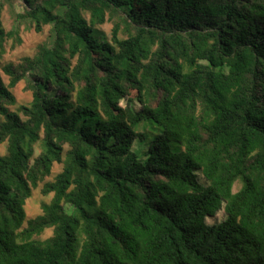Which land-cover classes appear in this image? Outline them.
I'll return each instance as SVG.
<instances>
[{"label":"trees","instance_id":"obj_1","mask_svg":"<svg viewBox=\"0 0 264 264\" xmlns=\"http://www.w3.org/2000/svg\"><path fill=\"white\" fill-rule=\"evenodd\" d=\"M1 147L0 264H264V0H0Z\"/></svg>","mask_w":264,"mask_h":264},{"label":"rangeland","instance_id":"obj_2","mask_svg":"<svg viewBox=\"0 0 264 264\" xmlns=\"http://www.w3.org/2000/svg\"><path fill=\"white\" fill-rule=\"evenodd\" d=\"M3 21H4V26L7 30H10L11 27L13 26V18L11 16V13L9 11V8L6 7L3 15H2ZM103 31L106 33H110L111 30V25L106 24L101 27ZM49 31V26L45 27L43 33H37L34 29H25V27H22L21 31V38L23 40V44L21 46H17L15 49L11 48V45L7 46V52L4 56V61H11V62H19L21 58L25 56H32L38 45L44 42L47 38ZM7 81V80H6ZM14 94L17 97V101L19 105L22 104H28L31 101V93L26 90V83L22 82L20 83L15 89H14ZM5 148L1 147L0 152H3ZM61 170V167L56 165L54 169V173L56 174ZM241 185L240 183H236L234 186V192H237L240 189ZM51 196L49 197H44L40 189L34 190L32 198L27 202L26 205V211L28 214L29 218H34L38 215L41 214V204L42 202L50 201ZM225 215L223 212H220L217 214V216L213 219H209V223H218L223 221ZM52 231L48 230L46 231V234L44 235L43 238L49 237L51 235Z\"/></svg>","mask_w":264,"mask_h":264}]
</instances>
